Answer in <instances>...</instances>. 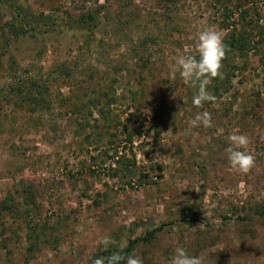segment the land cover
Masks as SVG:
<instances>
[{"label": "rangeland", "instance_id": "374dc122", "mask_svg": "<svg viewBox=\"0 0 264 264\" xmlns=\"http://www.w3.org/2000/svg\"><path fill=\"white\" fill-rule=\"evenodd\" d=\"M18 1L101 23L16 38L0 4V203L13 205L0 211V264H92L100 237L119 252L149 232L132 252L144 264L177 246L203 264H264V0ZM213 25L250 49L197 108L168 72ZM201 111L211 128L191 126ZM234 133L250 139L247 174L227 162Z\"/></svg>", "mask_w": 264, "mask_h": 264}, {"label": "clouds", "instance_id": "9594fccd", "mask_svg": "<svg viewBox=\"0 0 264 264\" xmlns=\"http://www.w3.org/2000/svg\"><path fill=\"white\" fill-rule=\"evenodd\" d=\"M196 45L193 52L178 53L168 72V79L182 83L195 89L192 104L203 108L205 104L214 103L216 96L209 86L216 78L223 79V60L226 56L224 37L216 26H208L199 30L195 35ZM192 127L211 128L212 117L208 111L198 112L191 120ZM228 146L225 148L229 167L240 174H247L255 166V157L249 150L250 139L243 134H231L227 137ZM103 250H108L114 244L110 236H102L98 240ZM92 264H144L143 259L134 254L128 256L113 252L108 257H97ZM167 264H203L199 255H191L186 248L177 246Z\"/></svg>", "mask_w": 264, "mask_h": 264}, {"label": "trees", "instance_id": "16d2710c", "mask_svg": "<svg viewBox=\"0 0 264 264\" xmlns=\"http://www.w3.org/2000/svg\"><path fill=\"white\" fill-rule=\"evenodd\" d=\"M0 4L4 9L8 10L11 16L9 28L16 38L26 35L35 37L48 33L63 34L69 31L91 33L98 29L101 23L97 15L98 12L87 13L77 17L45 16L33 13L30 9L20 4L18 0H0ZM243 15H245V11H239V17H243ZM224 43L226 45V56L222 62L223 64H227L229 56H242L243 52L250 49V41L247 35L230 34L229 39ZM229 76L231 75L226 73L223 79L216 78L213 86L215 87L218 82L225 81ZM12 209V204L6 202L0 203V211H11ZM152 237L153 232H149L144 237L129 238L127 246L119 252L126 257L132 254L138 242H149ZM112 253L111 250H107L101 252L99 256L108 257Z\"/></svg>", "mask_w": 264, "mask_h": 264}]
</instances>
